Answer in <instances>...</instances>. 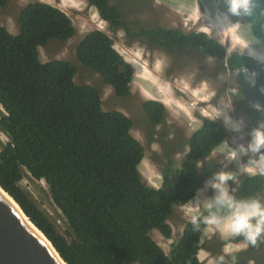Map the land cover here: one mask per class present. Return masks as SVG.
Here are the masks:
<instances>
[{
    "label": "trees",
    "instance_id": "trees-1",
    "mask_svg": "<svg viewBox=\"0 0 264 264\" xmlns=\"http://www.w3.org/2000/svg\"><path fill=\"white\" fill-rule=\"evenodd\" d=\"M87 1L111 27L129 32L110 0ZM8 2L0 0V12ZM259 11L264 14V3H257L250 16L255 25L260 21ZM17 22L18 35L0 26V106L4 110L0 131L8 138L0 147L3 190L67 264H205L197 257L203 223L198 228L188 223L169 254L151 232L157 230L163 237H171L168 219L176 206L193 199L200 172L196 164L208 159L226 140L224 128L205 120L187 143L181 144L180 148L189 149V161L177 165L172 158L167 159L162 185L150 187L139 171L144 146L131 134L133 121L119 111H104L100 89L76 84L72 63L40 60V47L51 41L65 43L76 35L71 18L61 9L38 1L21 8ZM257 36L264 34L257 30ZM129 37L152 50H193L213 59L226 56L216 40L177 28L142 29ZM76 57L117 97L131 94L133 68L114 48L109 35L98 30L89 32L77 45ZM251 62L239 54L227 58L230 70L241 72L249 91L264 96V81L250 82L252 74L257 75ZM142 108L147 126L165 124L162 103L150 100ZM24 171L48 185L53 203L67 220L64 235L21 187ZM241 189L247 194L254 192Z\"/></svg>",
    "mask_w": 264,
    "mask_h": 264
},
{
    "label": "rangeland",
    "instance_id": "rangeland-1",
    "mask_svg": "<svg viewBox=\"0 0 264 264\" xmlns=\"http://www.w3.org/2000/svg\"><path fill=\"white\" fill-rule=\"evenodd\" d=\"M34 1H45L59 7L71 18L76 28V35L69 41L65 43L51 41L47 46L41 47L39 51L40 60L42 62L66 60L72 63L77 72L76 84L91 85L100 89L104 111L122 112L133 121L134 125L131 132L145 149L144 157L139 165L140 173L146 183L155 188L160 187L162 169L168 163L167 159L172 158L177 165L189 161L188 147L186 149L183 146L180 147L182 143H187L191 133L202 124V115L199 113L202 112L205 116L216 120L220 117L216 113L220 112L217 103L221 102L222 97L217 89L222 85L223 73L221 72L223 70L216 61L210 66L204 61V64L200 66L198 64L199 58L191 52L179 55L177 52L166 54L157 48L147 51L151 48L129 36H136L142 29H152L158 26L184 29L185 32L201 26L206 30L209 22H212L210 24L212 26H220L221 22L215 20L214 17L218 13L217 10L221 8V3L215 0H204L206 3L210 1L209 4L205 5L214 3L213 13L208 15L207 12L203 14L200 10L190 12L195 7H191L186 0H110L111 4L118 8L129 28V32L126 33L124 29L113 28L104 22L97 10L87 0H9L0 12V26L5 27L12 34H18L19 10ZM221 2L224 4V0ZM197 19L202 21V25L198 23L188 29ZM97 28L112 38L115 48L128 62H132L136 57V60L146 67L141 65L142 68L145 70L152 68L156 75L147 72L154 78L150 75L148 78V75L140 71L138 65L133 64L135 74L131 83V94L128 97L119 98L111 87L102 85L100 77L86 69L76 57L77 45L90 31ZM238 33L241 34L240 31ZM145 80H148L147 83ZM163 88H172L173 91L170 94L172 98H168ZM147 100H162L167 105L164 125L147 126V116L142 108L143 103ZM236 106L240 110L241 116L248 119L244 112L252 110V106L244 101H237ZM2 114H4V110L0 106V116ZM250 131L245 135L246 140L249 138L248 133ZM163 134L166 136L163 137ZM7 141V136L0 131V147ZM162 141L165 142V145L162 144ZM237 146L238 144L235 143L234 147ZM228 150L229 148L226 146L221 147L213 152L208 159L206 158L196 164L200 171L197 181L198 199L203 204L205 196L202 194L208 190L206 184L216 173L220 172L221 156L223 153L226 155ZM212 162L215 164H210ZM23 173L24 178L20 183L21 187L64 235L68 229L67 220L53 203L48 185L43 180H34L26 171ZM210 193L214 196L213 190ZM188 220L190 218L185 211V206H177L168 220L172 228V237L170 239L164 238L160 236L161 234L157 230L151 233L153 239L165 253L169 254L172 245L182 236ZM216 238L209 244L203 241L198 253L199 260L205 264H240L242 260H237L236 257L222 258L221 246L218 243L220 239ZM256 245L253 247L256 248ZM233 247L234 245L230 244L226 249ZM257 253L259 255L255 264H264V248H258Z\"/></svg>",
    "mask_w": 264,
    "mask_h": 264
},
{
    "label": "clouds",
    "instance_id": "clouds-1",
    "mask_svg": "<svg viewBox=\"0 0 264 264\" xmlns=\"http://www.w3.org/2000/svg\"><path fill=\"white\" fill-rule=\"evenodd\" d=\"M186 1L189 2L191 7H195V9L192 11L190 10V12L202 10L203 7H205L208 15L213 13L211 8L205 5L206 2L204 0ZM215 1L220 3L222 0ZM39 2L52 5L45 1ZM257 3H264V0H224L226 11L219 8L217 10L218 13H216L214 17L215 20L221 22L220 26H212L210 25L212 22H209L206 30H204L202 26L196 27L193 30H188L187 32L181 29L184 33L203 34L219 42L225 49L226 56L224 59H213L201 56L193 50H178L177 52L179 55L185 54L186 52L193 53L194 56L199 58L198 64L200 66L204 64V61H206L209 66L216 61L223 70L221 72L223 73V77L221 78L222 85L217 89V92L222 97L221 102L217 103L220 112L216 114L220 117L216 120L215 118L205 116L202 112L199 114L202 115L203 122L205 120L214 121L220 124L226 131V140L217 147L214 152L224 146L228 147L229 150L226 155L223 153L221 156L220 172L216 173L206 184L208 190L205 194H202L205 196L204 204L199 201V190H196L193 199L183 206H185V211L190 218L188 223L191 222L194 228H198L200 223L204 224L202 243L205 241L209 244L218 237L220 239L218 243L221 246V252L223 254L221 255L222 258L228 259L236 257L237 260H242L240 264H255L259 255L257 253L258 248H264V101L262 102L264 96H256L249 91V87L242 80L241 72H232L230 70L227 58L230 55L239 54L245 60L252 61L251 63L255 65L257 75L255 77V73H253L250 82L254 84L256 81L261 84L260 81H264V37L257 36V30L264 34V14L259 11L260 21L256 25L250 18V16L253 15V10ZM198 23L202 25V21L197 19L188 29H191ZM95 30L104 32L100 28ZM238 31H240L241 34H239ZM149 50L152 49H147V51ZM160 50L169 54L163 49ZM125 61L127 60L125 59ZM136 62L138 61L135 57L132 62L129 61L128 63L131 66L133 64L136 66L138 65L137 67L140 71L145 75L153 77ZM244 71L246 72V70ZM260 84L256 85L259 86ZM237 101H244L252 106V110L244 112L248 116V119L241 116L240 110L236 106ZM157 102L162 103L166 110L167 105H165L162 100H158ZM202 124L197 129H199ZM249 130H251L248 133L249 138L246 140L245 135ZM192 134L193 133H191V135ZM235 143L238 144L237 147H234ZM146 184L153 187L148 183ZM241 187L253 189L254 192L250 194L244 193ZM212 190L214 191V196L210 193ZM200 203L201 208L199 210ZM221 210H224L225 214H223ZM206 212H208V214L203 216ZM179 240L173 245L177 244ZM230 244H233L234 247L232 249H226ZM255 245L256 248L253 247ZM238 247H240V249L237 250ZM246 251H249V253H245ZM240 254L244 255V257L241 256V259L238 258Z\"/></svg>",
    "mask_w": 264,
    "mask_h": 264
},
{
    "label": "water",
    "instance_id": "water-1",
    "mask_svg": "<svg viewBox=\"0 0 264 264\" xmlns=\"http://www.w3.org/2000/svg\"><path fill=\"white\" fill-rule=\"evenodd\" d=\"M0 186V264H67Z\"/></svg>",
    "mask_w": 264,
    "mask_h": 264
},
{
    "label": "bare ground",
    "instance_id": "bare-ground-1",
    "mask_svg": "<svg viewBox=\"0 0 264 264\" xmlns=\"http://www.w3.org/2000/svg\"><path fill=\"white\" fill-rule=\"evenodd\" d=\"M210 1H214V0H210ZM209 1V2H210ZM209 2L208 3H206V4H209ZM219 3V2H218ZM221 4H220V7L223 9V10H225L226 11V7H224L223 8V6L225 5V4H223V2H220ZM214 4V3H213ZM213 4H211V5H208L210 8H211V10L213 9L212 7H213ZM201 11V13H203V14H206V10H205V7H203V9L202 10H200ZM210 18V17H209ZM136 63H138L140 66L142 65V66H144L142 63H140V61L139 62H136ZM145 67V66H144ZM146 68V67H145ZM146 71H148V72H151V73H153V75L155 74V72L151 69H147ZM135 74V73H134ZM156 75V74H155ZM156 77V76H155ZM136 78H138V77H136ZM148 78H149V76H148ZM139 79H142V78H139ZM143 80V79H142ZM150 80V79H149ZM163 80V79H162ZM140 81V80H139ZM148 81V80H147ZM147 81L145 80V82L147 83ZM144 82V84H146ZM164 83V82H163ZM179 87V86H178ZM175 89V88H174ZM178 89V88H177ZM181 90V89H180ZM163 91H164V93L166 94V95H168V98H172L171 96H170V94H172V88H163ZM163 97V96H162ZM165 97V96H164ZM166 98V97H165ZM173 100H174V98H173ZM173 100H171V101H173ZM172 105V104H171ZM193 109V108H192ZM190 112V111H189ZM39 230V229H38ZM37 230V233H39L41 236H42V234L39 232Z\"/></svg>",
    "mask_w": 264,
    "mask_h": 264
}]
</instances>
